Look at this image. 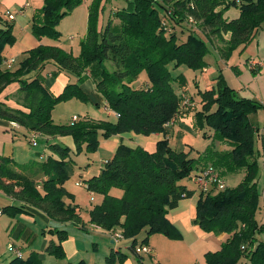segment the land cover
Listing matches in <instances>:
<instances>
[{
  "label": "trees",
  "instance_id": "trees-1",
  "mask_svg": "<svg viewBox=\"0 0 264 264\" xmlns=\"http://www.w3.org/2000/svg\"><path fill=\"white\" fill-rule=\"evenodd\" d=\"M83 1L44 0L42 9L33 17L32 34L37 40L58 41L61 35L57 25ZM107 1L112 0L91 1L87 33L80 41L78 56L58 46L39 45L27 52L18 68L3 70L2 49L13 44L15 37L11 24L0 28V95L11 84L19 86L15 97L18 108L0 102V118L31 135L47 139L70 137L77 150L86 144L88 152L98 148L100 136L107 139L125 133L166 135L165 125L181 113V98L174 85L180 89L186 85L184 76H173L172 71L180 67L204 69L207 47L201 35L220 42L219 54L227 59L230 52L249 44L264 23V0H127L122 8L111 10L105 26L99 29V15ZM230 8L238 9V17L225 18ZM51 62L77 78L59 95H53L44 84L42 71ZM250 69L255 75L260 66ZM143 72L146 80L135 87ZM87 78L93 81L106 107L117 115L116 121L83 118L67 125L54 124L51 113L57 104L71 99L89 102L79 85ZM184 95L193 104V98ZM197 95L201 109L193 116L195 130L203 132L205 138L210 131L212 140L229 149L218 152L207 148L194 157L190 152H176L166 137L157 142L152 153L120 143L99 174L84 181L89 192L103 197L102 203L90 210L89 224L103 231L119 230L124 239L131 240L130 249L136 254V236L141 232L145 236L139 245L152 234L181 238L180 231L166 216L181 200L194 194L182 181L208 167L214 168L221 178L226 173L243 171L242 181L234 188L199 192L194 223L204 232L228 235L219 250L204 255L205 264H264V241L257 239V235L264 234V220L256 219L257 130L249 119L261 105L239 98L226 83L198 91ZM47 150L43 162L29 165L42 176L39 182L19 171L10 157L0 155V192L13 201L0 212L14 218L31 208L56 223L84 227L78 208L65 202L73 198L63 186L69 178L65 170L70 162L69 149L47 142ZM261 156L264 172V140ZM112 188L121 190V196L110 195ZM49 232L55 233L58 240L50 241L44 251L63 260L62 242L67 232ZM117 255L121 262L126 259L124 254ZM5 264L42 263L31 252L27 259L13 257Z\"/></svg>",
  "mask_w": 264,
  "mask_h": 264
},
{
  "label": "rangeland",
  "instance_id": "rangeland-1",
  "mask_svg": "<svg viewBox=\"0 0 264 264\" xmlns=\"http://www.w3.org/2000/svg\"><path fill=\"white\" fill-rule=\"evenodd\" d=\"M91 1L92 0H84L81 5L61 20L57 25V30L61 35L60 39L58 41H52L46 38L37 40L31 30L33 17L42 9L44 0H0V28H4L6 24H11V32L15 37L13 44L5 45L2 49L1 54L3 60L1 68L3 70H15L26 59L27 52L39 45L58 46L64 51L78 56L80 52V41L83 40L87 33L88 7ZM102 12L100 14H102ZM7 13H11L14 16L13 21L6 19ZM226 13V17L229 19L237 17L238 15V11L235 8L229 9ZM106 22L107 19L105 14L101 27L105 26ZM117 22L118 21L115 20V23ZM201 37L205 41L207 47L204 57V68L206 69L202 76L203 82L205 84H212L214 88L219 86V84L223 85L226 83L236 91L239 98H249L259 102L261 105L256 112L249 116L251 123L258 128V132L255 136L254 149L255 152L259 153V157H257L259 171L256 180V188L259 195V209L256 213V219L260 222L264 220V172L262 169L261 156L262 141L264 140V34L260 37L258 36V44H256V41H253L245 46L238 47L236 50L229 53L227 59L222 58L219 54L222 48L220 42H212L204 35H201ZM10 60H13V63L8 65ZM252 60L262 67L255 75L250 71V68H254L256 65H250L253 63ZM107 66H109V64H107ZM52 70L53 68L51 67L47 68V72L52 73ZM191 72L192 77H190ZM172 74L173 76L184 74L186 76L184 77L185 81L188 82L186 86H188L189 91H192L194 89V79L195 81H197V79L200 80L198 77L201 73L200 71H192L186 67H180L179 71H172ZM193 74H196L197 77L195 78ZM52 76H55V74H52ZM145 80L146 74L143 72L134 83V86L138 87ZM174 86L177 88L176 90L179 96L186 94V91H179V88L176 87L177 84ZM191 108L192 106L189 105L185 109L188 111ZM199 109H201V106ZM83 116H87L96 121L113 123L117 119L116 114L108 108L91 105L89 102H83L77 99H71L57 104L51 113L52 121L54 124L58 125H67L72 121L73 117L81 118ZM129 134L137 135L134 133H125L117 136V138L119 141L121 138L126 141ZM137 136L142 137V135ZM100 139L106 140L105 144L108 146L110 145L111 149L107 150L106 147L102 145L103 143L99 144L94 152H88L86 150V144H81L78 150L74 143L68 146V161L70 162L67 165L70 170V177L65 181L64 185L67 192L73 197L71 200L69 199L70 202H72L73 206L78 208L83 221L87 222L85 229L81 230L77 225L72 223L59 224L58 228L56 225L51 227V229L57 230L65 229L67 232V238L65 240L66 255L63 260H58L53 256L47 255L45 251L42 252L40 248V243L43 238L48 240L47 244L50 241L56 243L58 240L57 235L49 232V229H46V225L39 219H35L36 221L34 223L27 224L26 226L35 232L37 240L29 246L30 249H26H29L30 252L34 251L33 253L37 255L42 264H77L81 259H83V264H126V262H128V264H159L156 258L152 260L148 254H141L142 258L138 260L128 249L120 250V253L124 251L123 253H126L124 255H127L125 259L126 262H121L117 255V253H119V247L111 243L112 239L110 234L97 228L95 229L92 225L88 224L90 210L100 205L103 197L97 193L89 192L85 187L86 185L81 184V187H77L75 183L77 179L83 180L82 177L85 175L98 173L101 168V163L107 157H110L114 153L113 151L116 150V144L113 143L115 139L114 136L107 139L100 136L99 140ZM187 140L195 148L203 147L204 150L212 148L217 151L219 146H221L222 149L225 147V150L229 148L227 145L217 140H212L211 143H208L211 147L207 146L206 140L200 135L197 137L189 135ZM32 141L35 142V145L32 144ZM46 153L47 138L45 136L31 135L20 127L18 129L13 128L8 120L0 118V155L10 157L18 166H24L25 164L42 161ZM195 155L196 154L193 153L191 154V156L194 157ZM243 177V171L226 173L223 177L225 188L236 187L242 181ZM90 194L93 195V198L90 197ZM109 194L120 197L122 192L117 188H112ZM11 204L12 201L10 202V200L0 192V210ZM15 224L16 219L13 220V218L0 212V251L4 257L11 259L14 256L9 251L7 243L14 234L12 228ZM42 232H44L43 235ZM144 234V232H141L136 236V247L139 246L142 237L144 238ZM257 237L258 240L264 241V234L257 235ZM163 238L164 237L159 234H152L147 237L144 244L141 243L142 245L148 246L164 240L165 245L160 244L159 252L161 255H164L165 264L203 263V255L206 254L208 249L210 251L212 249L216 250L222 243L214 238L210 239L209 242L212 244L211 249L202 242L194 243V236L181 234V238L179 239ZM123 239L124 238H122V240ZM76 245L80 247V250L77 252H75L74 249ZM26 249L24 248L23 250L22 248V256L24 259H27L29 256V252H27ZM188 256H190V258ZM242 261H245V259ZM244 263L245 262L241 264Z\"/></svg>",
  "mask_w": 264,
  "mask_h": 264
},
{
  "label": "crops",
  "instance_id": "crops-1",
  "mask_svg": "<svg viewBox=\"0 0 264 264\" xmlns=\"http://www.w3.org/2000/svg\"><path fill=\"white\" fill-rule=\"evenodd\" d=\"M126 1L127 0H112L109 2L107 1L106 3L103 2V12H102V14H100V17H99V29L102 28L101 24L104 21L105 14H106V19L108 20L111 10L122 8L126 4ZM236 10L238 11V9H236ZM226 14L227 13L224 14L225 18L229 19L228 17H226ZM238 15H239V11H238ZM238 15H237V17H238ZM233 18H236V17H232V19ZM6 19H7V16H6ZM13 20H9V21H13ZM262 34H264V23H263L260 31L256 34L255 38L251 42L256 41V44H258V36L260 37ZM227 38H228V36H225V39H227ZM214 42H216V41H214ZM252 61H253V63H251L250 65L256 64V65L260 66V70L262 69L260 64L254 62V60H252ZM48 67L53 68L52 73L47 72ZM205 69L206 68H204L203 70L200 71L201 74L198 77V78H200V80L197 79V81H195V79H194V89L192 91H189L188 86H186L188 84V82H186L184 89L179 88V91H183V92L186 91V94L193 98V102H192L193 104H191L192 108L188 111H187V109L181 110V113H179V115L174 119V121L172 122L170 127L165 128L166 135L151 134L149 136H143L142 135V137H139L137 135L129 134L126 141L123 140L122 138L119 141L117 136H114L115 139L113 140V143L116 144V148L120 143H123L129 147H141L145 151L152 153L156 150L157 142L166 137L169 141V145L176 152H186V153L190 152L191 154L193 153V154H196L195 156H198L199 153H202L204 151V148L203 147H196L195 148L191 143H189V141L187 140V137L189 135H193V137H197L200 135L203 139L206 140L207 146L211 147V145L208 143L209 142L211 143V141H212V138H210V135L212 133L210 131H208L207 132V138H205L202 135L203 132L195 130V128L193 126L194 113L199 111L200 110L199 108L201 106V101H200L199 96L197 95V92L198 91L204 92V91H207V90H210L211 88H213L212 84H207V83L205 84L203 82L202 76H203V73L205 72ZM176 71H179V69H177ZM250 71H251V69H250ZM52 74H55V76H52ZM33 75H34V73H32L30 75V77H32ZM42 75L44 76L45 86L51 91V93L53 95H59L63 91L64 87L67 84L77 82V78L75 76H73V75H71L65 71L59 70L57 68V66L52 62L45 65V67L42 71ZM182 75L184 77H186L184 74H182ZM193 76L195 78L197 77L196 74H193ZM190 77H192V72H191ZM79 85H80L81 89L83 90V92L88 96L89 103L91 105L103 106L104 108H107L104 99L102 98V96L99 93H97L95 85L91 79L87 78V79L79 82ZM18 88H19V86L15 83L9 85L4 90V92L0 95V102H4L5 104H7L8 106H10L12 108H18V105L16 104V101H15V97L18 94L17 93ZM116 117H117V115H116ZM83 118H89V117L83 116L81 118L79 117L78 119L80 120ZM89 119H91V118H89ZM70 123H71V121H70ZM11 126L13 128H17V129L19 128L15 124H11ZM255 129L258 132V128L255 127ZM105 141L106 140L100 139L99 144L103 143L102 145L105 146L107 150H110L111 146L110 145L108 146L107 144H105L106 143ZM47 142H50V143L51 142H54V143L57 142V143L62 144L66 147H68L71 143H74L70 137L48 138ZM207 146H206V148H207ZM221 149H222V147L219 146L217 148V151L221 152V151L225 150V147L222 150ZM113 152H115V151H113ZM48 153H49V151L47 150V153H46V155L42 161L33 162V163L43 162L45 160L46 156L48 155ZM113 154L110 157H107L101 163L100 170L102 169L104 162H106L108 159H110L113 156ZM14 164L19 171L27 174L28 176H33L34 179L36 180V182H39L41 180L42 176L40 174H36V169L29 166L31 163L25 164L24 166H18L15 162H14ZM65 170L67 172L68 177H70V170H69L68 165L65 166ZM99 172L91 174V175L89 174L87 176L85 175L82 177L83 180L77 179L76 183H81L82 185L83 184L86 185L84 181L91 178V177L97 176L99 174ZM76 183H75V186H77ZM182 184H184L188 190L193 191L194 194L191 198L181 200L175 209H173L167 213L166 217L169 220V222L171 224H173L180 231L181 234L189 235L192 237L194 236V241H193L194 243L202 242L206 246H208V248H211V249H212V244H211V242H209L210 239L214 238L218 242L223 243L228 238V235H226V234L214 235L212 233L204 232L198 225H196L194 223V219L196 216V202L199 198V192L196 189V186L194 183V177H190L189 179L182 181ZM77 187H81V186H77ZM64 188H65V185H64ZM90 197L93 198V195L90 194ZM7 198L10 200V202L12 201L11 198H9V197H7ZM65 202L67 204H72V202H70L69 199H65ZM12 203H13V201H12ZM26 211H27V213L17 215L16 217L13 218V220L16 219V224L12 228V230L14 231V234L10 237V240L7 243V246H8V244H13L16 248H20L21 252H23L22 248H23V250H24V248L30 249L29 246H31L37 240V235L35 234L34 231H32V229H30L26 226L27 224L34 223L36 221L35 219H39L42 223H44V225H46V229L50 230L51 227H53L54 225H56L57 228L59 227V223L51 221L45 215L41 214L40 212H38L36 210H33L31 208H27ZM82 222L84 224V227H80V226H78V227H79V229L84 230L86 225H87V222L83 221V219H82ZM88 224H89V221H88ZM63 230H65V229H63ZM99 230H101V229H99ZM117 231H119V230H117ZM103 232L108 233V231H103ZM43 234H44V232H42V235ZM162 237H164V236H162ZM142 239H143V237H142ZM159 239H161V238H159ZM163 239H165V237ZM15 242H17V243H15ZM47 242H48L47 239L43 238L41 240L40 248H41L42 252H44V250L47 246ZM111 243L116 244V246L119 247L118 248L119 253H120V250H122V249H124V250L128 249L129 251H131V249H130L131 240H129V239L128 240L127 239H123V240L121 239L117 242L112 240ZM158 243L157 244L153 243L151 245H148V247L151 249V254H149L148 256L152 260H154L156 258L157 263H159V264H165L164 255L163 254L161 255V253L159 252L160 244L165 245L164 240H161ZM62 247H63V250H64L65 255H66V242L65 241L62 242ZM79 248L80 247H78L76 245V247L74 248L75 252L79 251L80 250ZM29 249H26V251L29 252V254L31 252H34V251L30 252ZM219 249H220V247L216 250L212 249L211 251L208 249L207 252H215ZM1 254L2 253L0 251V263L1 264L8 263L11 260V258L4 257V255L3 254L1 255ZM123 254H126V253H123ZM125 256H127V255H125ZM134 256H136V258L138 260L139 259L141 260V258H142L141 254H134ZM188 257L190 258V256H188ZM81 260L83 261V259H81ZM197 260H199V259H197ZM126 264H128V262H126ZM199 264H205V259L203 260V263L199 262Z\"/></svg>",
  "mask_w": 264,
  "mask_h": 264
},
{
  "label": "built area",
  "instance_id": "built-area-1",
  "mask_svg": "<svg viewBox=\"0 0 264 264\" xmlns=\"http://www.w3.org/2000/svg\"><path fill=\"white\" fill-rule=\"evenodd\" d=\"M7 19L8 20H13L14 16L11 13H7L6 14ZM13 63V60H10L8 62V65H11ZM182 98V102H181V110L185 109L187 106L190 105L189 103V99L186 95L182 94L180 95ZM175 118H173L168 124L165 125V128L170 127V125L172 124V122L174 121ZM78 121V118L73 117L71 122H76ZM33 145H35V142H33ZM194 183L196 186V189L198 190V192L201 193H208V192H218L221 190L225 189V185L223 182V178L220 177V175L218 174V172L212 168V167H208L206 169H204L203 171H201L199 173V175L194 177ZM77 186H81V183H76ZM87 188V186H85ZM93 228H97L96 226H92ZM111 236V239L115 242L121 240L123 238V236L121 235L120 232L116 231V230H111L108 232ZM8 249L9 251L13 254L14 257L16 258H21L22 256V252L20 248H16L13 244H8ZM135 253L136 254H151V249L146 246V245H139L138 247L135 248Z\"/></svg>",
  "mask_w": 264,
  "mask_h": 264
}]
</instances>
